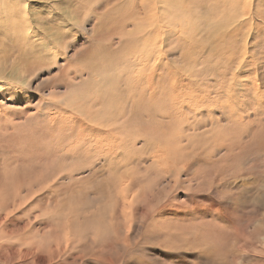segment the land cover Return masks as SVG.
<instances>
[{
	"label": "rangeland",
	"instance_id": "1",
	"mask_svg": "<svg viewBox=\"0 0 264 264\" xmlns=\"http://www.w3.org/2000/svg\"><path fill=\"white\" fill-rule=\"evenodd\" d=\"M16 1L0 0V21ZM26 2L58 40L15 92L31 114L2 127L0 172L54 173L17 199L32 236L63 228L50 208L72 222L45 264H264V0ZM68 10L78 26H58ZM120 189L136 207L117 220Z\"/></svg>",
	"mask_w": 264,
	"mask_h": 264
},
{
	"label": "bare ground",
	"instance_id": "2",
	"mask_svg": "<svg viewBox=\"0 0 264 264\" xmlns=\"http://www.w3.org/2000/svg\"><path fill=\"white\" fill-rule=\"evenodd\" d=\"M10 1V0H8ZM20 1V5L15 6L14 4H11L9 7H7V2L4 5V11L3 12H8L5 17L3 18V21H0V33H1V37L0 38V48H4V47H8V46H12L13 50H12V55H14V58H11V65L8 63L6 64H1L0 63V92L3 91L4 89L8 90V92H10V90L12 91L9 95L8 98L4 97L6 101V103H4L3 105V113H0V135L2 136V127L6 126V127H14L15 124H17L18 122H20V120L27 118V115L31 114L29 112V114H26L24 117V113H27L28 110L26 109L27 105L29 104L28 100H25L24 97L19 96L18 94H16L15 92H17V88L19 87H24L26 88L25 91L29 90V78L27 75L28 69H32L36 67V64L39 63V65H41L42 62V58L47 57L46 53L47 51H51L54 47V43L58 40V38L53 35L48 33V31L46 33H44L47 37L43 36V34L40 33V31H42L37 24L39 23L38 19L37 20H33L31 19V15L30 12L28 10V6H27V0H18ZM71 2L73 0H70ZM75 1V0H74ZM186 1V0H185ZM12 2H17L16 0H12ZM160 2V1H159ZM161 3V2H160ZM171 4L169 1L166 2V4ZM42 6V5H41ZM245 10V9H244ZM243 10V11H244ZM245 12V11H244ZM243 12V13H244ZM66 14L64 15V17H66V23L64 21H62V19L60 18V16H57V20L61 21L60 24H58V26H62L65 25L67 23H69V21L74 22L72 24L69 23L70 26H78L77 24V19L74 16L71 15L72 11H66ZM245 14V13H244ZM0 16H1V8H0ZM48 16V15H47ZM67 16H70L71 20H69V18ZM77 16V15H76ZM245 17V16H244ZM78 18V17H77ZM33 21L35 26L30 25V21ZM80 22V21H79ZM186 24V23H185ZM183 24V25H185ZM40 26V25H39ZM66 26V25H65ZM68 26V27H70ZM66 28V27H65ZM56 35V34H55ZM5 40H7L8 44H6ZM37 45L42 46L40 49L37 48ZM6 47V48H7ZM55 48V47H54ZM42 49V50H41ZM8 51V50H7ZM6 51V52H7ZM10 52V51H8ZM7 52V53H8ZM11 53V52H10ZM4 54L1 49H0V55ZM13 57V56H12ZM1 58V57H0ZM7 58V57H6ZM4 59V58H3ZM9 59V58H8ZM10 60V59H9ZM4 61V60H3ZM4 63V62H3ZM30 72V71H29ZM36 72V71H35ZM31 74V73H30ZM32 83V82H31ZM5 91V90H4ZM7 92V93H8ZM3 95V94H2ZM8 95V94H7ZM26 96V95H25ZM40 97V96H39ZM42 97V96H41ZM46 101L45 98H42L38 101V106H42V104ZM55 102V101H54ZM7 103H12L14 106L13 108H9ZM25 104L24 107H22V104ZM57 103V102H56ZM7 104V105H6ZM32 104V103H31ZM37 107V106H36ZM2 108V109H3ZM18 110V111H16ZM38 110V109H37ZM43 110V109H42ZM60 111V110H58ZM13 114V115H7L9 113ZM20 112V114H18ZM24 112V113H23ZM35 113L33 114L34 116L37 117V113L38 111H34ZM40 112V111H39ZM2 114V115H1ZM58 114V113H57ZM63 115V114H62ZM59 116L60 118L62 117ZM29 117V116H28ZM56 117V116H55ZM109 117H112L109 116ZM9 118L11 120H15L16 122L14 123V125H12L11 120H9ZM65 118V117H64ZM67 119V118H66ZM105 119V118H104ZM107 119V118H106ZM36 120V119H34ZM64 120V119H63ZM62 120V121H63ZM61 121V120H60ZM33 122V121H32ZM105 122V121H104ZM36 123V121H35ZM67 123V122H66ZM92 123V121H91ZM106 124V123H105ZM35 125V124H34ZM70 125V124H69ZM33 127V125L31 126ZM52 127V126H51ZM56 127V126H55ZM54 127V129H55ZM5 128V127H4ZM29 128V127H28ZM52 129V128H50ZM57 129V128H56ZM13 131V130H12ZM9 133V132H8ZM16 133H18L16 131ZM55 133V132H54ZM10 134L14 136H17V134L10 132ZM15 134V135H14ZM111 136V135H110ZM15 138V137H14ZM112 142V144H110V150L112 149V146L117 145L119 143L114 142L112 140V137L109 138ZM18 141V140H17ZM109 142V141H108ZM5 144V143H3ZM162 145V144H161ZM165 147L167 150H171L168 143L165 141H163V145L162 147ZM163 147V149H164ZM24 148V147H23ZM164 153V151H163ZM156 154V156H154V158L156 157L157 159L160 158L157 151L156 153H154V155ZM184 156V155H183ZM164 159H167V157H165V155L163 156ZM19 162V161H18ZM153 164L158 165L159 163L157 161H152ZM174 163V162H173ZM176 163V162H175ZM5 171V170H4ZM17 171V170H16ZM14 171V172H16ZM114 171V166H111L109 172L112 173L111 177L112 178H116L115 176V172ZM18 172V171H17ZM20 172V171H19ZM23 173V172H22ZM16 174V173H15ZM18 174V173H17ZM7 175L8 173H4V172H0V257H2L4 260H9L11 261L13 264H45L47 262H51L54 261L55 259H59L62 256V240H61V236L59 231L61 230H66L69 228V226L71 225V223L67 222L66 220L61 219L60 217V210H57L56 207L55 209L50 208L49 212L50 214L46 215V216H42L45 220H52V221H58V223L62 224V222L64 223L63 228L59 227V230L56 229L54 232L49 233V235H47V237L45 236H39L38 234L35 236H32L28 233V228L30 227V223L32 222H28V221H23L24 224H22V222L18 221V215H19V211L18 207V197L19 195L22 193L24 194L25 191L27 190V192L29 191H33V188L35 187H39L42 186L45 183L48 182L49 180H51V177L54 175V173H50L47 172L45 174H41V175H37V176H33L35 177L34 180L29 181V182H25L22 180H19L20 178H18V175H11L9 176V178L3 177ZM121 176V175H120ZM119 176V177H120ZM12 177V178H10ZM22 177V176H20ZM122 177V176H121ZM120 177V178H121ZM118 179V178H117ZM113 180V179H112ZM109 181V179H108ZM111 181V180H110ZM109 181V182H110ZM54 182V181H53ZM50 183V182H49ZM47 183V184H49ZM124 183V182H122ZM120 183V185L122 184ZM112 185V184H111ZM48 186V185H46ZM45 186V187H46ZM51 186V185H50ZM7 187V188H4ZM44 187V188H45ZM54 187V186H53ZM112 187V186H111ZM51 188V187H50ZM41 189V188H40ZM43 189V188H42ZM119 189V188H118ZM57 190V187H56ZM55 190V191H56ZM60 190V189H59ZM120 194H121V198H120V203L118 205H113L112 204V208L110 209V211L112 212V217L115 219H119L122 215H128V212L131 213L132 211L135 210L134 204L136 202V200H131L129 203H127V199L128 197H126V193L124 192L123 189H120ZM54 191V188H53ZM127 191V190H126ZM26 192V193H27ZM35 192V191H33ZM32 192V193H33ZM44 192V191H43ZM51 192V191H49ZM53 193V192H52ZM55 193V192H54ZM49 194V193H48ZM56 194V193H55ZM59 194V193H58ZM52 195V194H51ZM54 195V194H53ZM119 195V194H118ZM23 196V195H22ZM38 196V195H37ZM24 197V196H23ZM39 197V196H38ZM44 197V196H43ZM48 197V196H47ZM50 197V196H49ZM26 198V197H25ZM56 198V197H55ZM125 198V199H124ZM24 200V199H23ZM32 200V199H31ZM29 200V201H31ZM41 200V199H40ZM53 200V199H52ZM55 200V199H54ZM53 200V201H54ZM115 200V199H114ZM45 201H47L45 199ZM59 201V200H58ZM35 202V200H34ZM32 203V202H30ZM40 203V201H38V204ZM44 203V202H43ZM47 203V202H46ZM55 203V202H53ZM57 203V202H56ZM25 204V203H24ZM50 204V203H49ZM31 205V204H30ZM34 205V204H33ZM40 205H42L40 203ZM45 205V204H44ZM43 205V206H44ZM24 206V205H23ZM35 206H38L37 203L35 204ZM51 206V205H50ZM59 206V205H58ZM79 206V205H78ZM111 206V205H110ZM29 207V206H28ZM32 207V206H31ZM45 207V206H44ZM44 207H40V208H44ZM64 207V206H63ZM19 209H21V207H19ZM47 210V209H46ZM78 210V209H77ZM28 211V210H26ZM48 211V210H47ZM6 212V214H4ZM34 212V210H33ZM110 212V213H111ZM41 213V212H40ZM63 213V212H62ZM79 213V212H78ZM109 213V214H110ZM31 214V213H30ZM35 214V213H34ZM42 214V213H41ZM40 214V215H41ZM45 214V212H44ZM47 214V213H46ZM21 215V213H20ZM37 215V214H36ZM39 215V216H40ZM79 215V214H78ZM34 216V215H33ZM31 215V217H33ZM38 216V215H37ZM36 216V217H37ZM15 219H12V218ZM21 217V216H20ZM34 218V217H33ZM69 219V218H68ZM74 219V218H73ZM76 219V218H75ZM78 219V218H77ZM112 219V218H111ZM32 220V219H31ZM43 220V219H41ZM80 220V219H79ZM37 221V220H35ZM39 221V220H38ZM49 221V222H50ZM77 221V220H76ZM83 221V219H82ZM81 221V222H82ZM115 221V220H114ZM126 221V219H125ZM48 222V221H47ZM79 222V221H78ZM36 223V222H34ZM39 223V222H38ZM42 224V221L40 222ZM46 223V222H45ZM57 223V224H58ZM85 223V222H84ZM33 224V223H32ZM40 224V225H41ZM47 224V223H46ZM50 224V223H49ZM112 224V223H111ZM125 224V222H124ZM44 225V224H43ZM67 227H66V226ZM39 224H35L32 225V227H38ZM50 226V225H49ZM54 226V224H53ZM81 226V225H80ZM83 226V225H82ZM81 226V227H82ZM45 228V227H43ZM87 228V227H86ZM42 229V227H41ZM48 229V228H47ZM53 229V228H52ZM74 229H76V227H74ZM99 227L96 228V232L98 231ZM111 229V228H110ZM86 230V229H85ZM40 231V230H39ZM38 231V232H39ZM66 232V231H65ZM72 232V231H71ZM95 232V231H94ZM31 233V232H30ZM45 233V232H44ZM121 233V232H120ZM150 233L149 235H151L153 237V235H155L156 232H154L153 230H149ZM69 234V233H68ZM79 234V233H78ZM119 234V233H118ZM147 234V233H146ZM73 235V234H72ZM77 235V234H76ZM101 235V234H100ZM148 235V237H149ZM88 236V235H87ZM145 236V235H143ZM150 236V237H151ZM121 237V236H120ZM146 236V238H148ZM149 237V238H150ZM60 238V239H59ZM65 238V237H64ZM70 238V237H69ZM89 238V237H88ZM80 240V238H79ZM87 240V239H86ZM89 240V239H88ZM263 240V239H262ZM83 242V241H82ZM86 242V241H85ZM263 242V241H262ZM73 244V243H72ZM80 244V243H79ZM83 244V243H82ZM116 244V243H115ZM168 244V243H167ZM184 244V243H183ZM81 245V244H80ZM86 244H84L85 246ZM88 250V249H87ZM41 252H47L49 257H43V255L37 257V254L41 253ZM90 253V248L89 251ZM65 253V252H64ZM38 254V255H39ZM43 254V253H42ZM82 256V255H81ZM80 256V257H81ZM83 257V256H82ZM72 258V257H71ZM78 258V257H77ZM112 258V257H111ZM74 260H76L75 258H73ZM84 259V258H83ZM73 260V261H74ZM81 261V260H80ZM7 263V262H6ZM75 263V262H74ZM61 264V263H60ZM78 264V263H77ZM111 264V263H110Z\"/></svg>",
	"mask_w": 264,
	"mask_h": 264
}]
</instances>
